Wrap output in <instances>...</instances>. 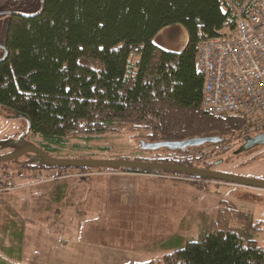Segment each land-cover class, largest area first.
<instances>
[{
	"label": "trees",
	"instance_id": "trees-1",
	"mask_svg": "<svg viewBox=\"0 0 264 264\" xmlns=\"http://www.w3.org/2000/svg\"><path fill=\"white\" fill-rule=\"evenodd\" d=\"M242 1L0 0V11L23 13L5 15L0 106L24 117L50 156L66 148L72 137L89 141L126 128L142 132L146 142L211 137L212 142L170 149L162 157L133 160L210 170L237 135L251 128L264 131L242 114L215 116L201 104L199 43L233 28L235 14L227 3ZM177 24L187 32L180 51H166L152 42L161 29ZM41 160L24 166L49 170L57 178L93 169ZM180 174L198 179L193 185L200 190L207 185L202 181L236 183ZM258 231L260 223L250 213L221 200L197 239H168L171 251L158 264H264V249L255 240ZM0 264L7 263L0 259Z\"/></svg>",
	"mask_w": 264,
	"mask_h": 264
},
{
	"label": "rangeland",
	"instance_id": "rangeland-1",
	"mask_svg": "<svg viewBox=\"0 0 264 264\" xmlns=\"http://www.w3.org/2000/svg\"><path fill=\"white\" fill-rule=\"evenodd\" d=\"M6 18L0 15V42ZM152 42L178 52L187 42V32L180 24L168 26ZM141 134L125 128L89 141L72 137L66 148L51 156L133 161L170 154L166 147L144 151L142 145L147 140ZM257 134L251 128L237 135L210 170L264 182V143L236 153L241 143ZM40 143L42 139L29 131L24 117L0 106V156L16 154L28 146L41 147ZM40 161L38 154L28 152L0 162L18 186L0 188V259L7 264H158L171 251L168 239H197L203 224L214 218L221 200L250 213L260 223L255 240L264 249V188L202 181L207 185L200 190L193 185L198 179L173 171L131 173L101 166H93L82 175H62L52 183L57 177L51 171L24 166ZM20 174L25 177L20 178ZM38 174L52 176V180L28 186ZM62 191L64 195L59 197ZM18 231L21 253L14 258L6 248L15 246Z\"/></svg>",
	"mask_w": 264,
	"mask_h": 264
},
{
	"label": "built area",
	"instance_id": "built-area-1",
	"mask_svg": "<svg viewBox=\"0 0 264 264\" xmlns=\"http://www.w3.org/2000/svg\"><path fill=\"white\" fill-rule=\"evenodd\" d=\"M227 4L235 14L233 28L202 40L196 53L203 78L201 104L211 115L242 114L264 128V0ZM50 180L38 174L28 185ZM17 187L13 174L0 170V188Z\"/></svg>",
	"mask_w": 264,
	"mask_h": 264
},
{
	"label": "water",
	"instance_id": "water-1",
	"mask_svg": "<svg viewBox=\"0 0 264 264\" xmlns=\"http://www.w3.org/2000/svg\"><path fill=\"white\" fill-rule=\"evenodd\" d=\"M23 15L22 12L18 11H0V15ZM20 116V115H19ZM213 138L211 137H195L189 138L182 141H158V142H146L143 143L142 148L144 150H154L160 147H166L169 149H183L185 147L199 146L206 142H212ZM258 143H264V133L257 134L253 138L248 139L236 153L244 151L246 149H250ZM28 152H34L38 154L43 160L50 164H65V165H77V166H101V167H121V168H132V169H152V170H161V171H173L179 173H188L194 175L208 176L211 178H219L225 179L232 182L240 183L246 186H254L264 188V182L248 179L244 177H239L235 175L215 172L212 170H206L196 167L182 166L178 164H169V163H161V162H141V161H128V160H113V161H102V160H89V159H59L53 158L48 155L44 150L40 147L28 146L21 150L20 152L8 156H0V162L8 161L11 159H15L21 155H24Z\"/></svg>",
	"mask_w": 264,
	"mask_h": 264
},
{
	"label": "crops",
	"instance_id": "crops-1",
	"mask_svg": "<svg viewBox=\"0 0 264 264\" xmlns=\"http://www.w3.org/2000/svg\"><path fill=\"white\" fill-rule=\"evenodd\" d=\"M61 179H62V177L55 178V179L52 180V183L55 182V181H57V180H61ZM43 183H41V184H43ZM45 183H49V181L48 182H45ZM63 192L64 191H62V193H61V195H59V197H61V196L64 195ZM65 192H67V190H65ZM20 233H21L20 231H18L17 233H15V235H16V237L14 239L15 240V244H14L15 246H10V247H7V248L4 247V248H6V251L9 253L10 256L13 257V255H15L14 258H19L20 253H21V234ZM17 240H18V242L16 243Z\"/></svg>",
	"mask_w": 264,
	"mask_h": 264
},
{
	"label": "flooded vegetation",
	"instance_id": "flooded-vegetation-1",
	"mask_svg": "<svg viewBox=\"0 0 264 264\" xmlns=\"http://www.w3.org/2000/svg\"><path fill=\"white\" fill-rule=\"evenodd\" d=\"M5 53H6V48H5V45H4V40L3 42H0V61L5 57ZM261 134L264 133V131L260 132ZM245 143V142H244ZM243 143V144H244ZM242 143L239 145L242 146L243 145ZM227 147H230V145H228ZM237 151V150H236ZM235 154V152H234Z\"/></svg>",
	"mask_w": 264,
	"mask_h": 264
}]
</instances>
